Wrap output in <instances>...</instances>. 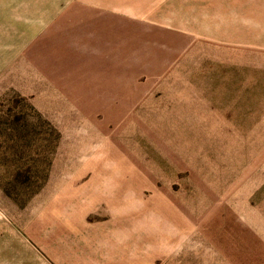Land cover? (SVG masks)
Here are the masks:
<instances>
[{
    "label": "rangeland",
    "instance_id": "obj_1",
    "mask_svg": "<svg viewBox=\"0 0 264 264\" xmlns=\"http://www.w3.org/2000/svg\"><path fill=\"white\" fill-rule=\"evenodd\" d=\"M0 264H264V0H0Z\"/></svg>",
    "mask_w": 264,
    "mask_h": 264
}]
</instances>
